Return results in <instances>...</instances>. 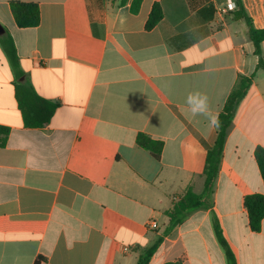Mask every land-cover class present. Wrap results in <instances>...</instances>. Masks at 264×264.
Masks as SVG:
<instances>
[{
	"label": "crops",
	"instance_id": "1",
	"mask_svg": "<svg viewBox=\"0 0 264 264\" xmlns=\"http://www.w3.org/2000/svg\"><path fill=\"white\" fill-rule=\"evenodd\" d=\"M13 1L39 5L35 28L17 27ZM0 0V26L19 56L18 78L0 44V264H227L212 223L219 217L238 264H264V220L249 225L244 199L264 194L255 160L264 148V70L236 0ZM264 29V0H243ZM164 12L152 30L154 4ZM264 58V42L262 43ZM239 76L253 77L229 130L213 207L164 236L166 213L191 188L204 191L217 138L193 116L189 93L219 114ZM29 81L58 107L27 128L16 86ZM153 141L157 159L139 144ZM157 224L156 228L152 224Z\"/></svg>",
	"mask_w": 264,
	"mask_h": 264
},
{
	"label": "trees",
	"instance_id": "2",
	"mask_svg": "<svg viewBox=\"0 0 264 264\" xmlns=\"http://www.w3.org/2000/svg\"><path fill=\"white\" fill-rule=\"evenodd\" d=\"M125 1L123 0V3ZM142 0H134L131 10L137 13L140 9ZM237 9L233 12L235 21H244L249 28V36L255 46V54L259 57L257 70H264V58L262 43L264 42V29H257L253 20L249 16L243 0H236ZM11 12L17 27L21 29L35 28L41 22L39 5L36 3H24L13 1L10 4ZM164 18L162 6L154 4L146 23V29L152 30ZM0 44L18 78L24 74L19 68V56L13 39L9 35L0 36ZM253 83V77L239 76L234 89L229 94L222 112L219 114L220 127L217 129V138L214 145L208 150L205 168L202 174L204 179V191L196 194L191 188L179 200L174 201L172 208L166 213L168 225L164 231V236L179 226L186 217L199 209H211L213 207L212 195L221 168L223 151L229 130L232 126L239 104L247 96ZM16 99L22 112L24 124L27 128H41L48 124L58 105L41 98L29 81L21 82L16 86ZM9 129L0 126V148H4L7 143ZM139 144L151 150L157 159H160V150L153 148V141L145 135L139 136ZM255 160L264 182V148L257 147L255 150ZM244 207L248 213L249 225L253 232H260L264 220V194L247 195L244 199ZM212 223L215 236L219 245L225 253L227 264H238L236 255L228 242L219 217L216 213L212 214ZM163 242L160 237L156 242L146 249L140 256L137 264H149L151 258L158 251ZM40 260L36 262L39 264Z\"/></svg>",
	"mask_w": 264,
	"mask_h": 264
},
{
	"label": "clouds",
	"instance_id": "3",
	"mask_svg": "<svg viewBox=\"0 0 264 264\" xmlns=\"http://www.w3.org/2000/svg\"><path fill=\"white\" fill-rule=\"evenodd\" d=\"M186 103L193 116L206 118L210 128L218 129L220 127L219 116L211 111L207 95L200 92L189 93Z\"/></svg>",
	"mask_w": 264,
	"mask_h": 264
},
{
	"label": "water",
	"instance_id": "4",
	"mask_svg": "<svg viewBox=\"0 0 264 264\" xmlns=\"http://www.w3.org/2000/svg\"><path fill=\"white\" fill-rule=\"evenodd\" d=\"M4 34V29L0 26V36Z\"/></svg>",
	"mask_w": 264,
	"mask_h": 264
},
{
	"label": "built area",
	"instance_id": "5",
	"mask_svg": "<svg viewBox=\"0 0 264 264\" xmlns=\"http://www.w3.org/2000/svg\"><path fill=\"white\" fill-rule=\"evenodd\" d=\"M152 227H153V228H156V227H157V224H155V223L152 224Z\"/></svg>",
	"mask_w": 264,
	"mask_h": 264
}]
</instances>
